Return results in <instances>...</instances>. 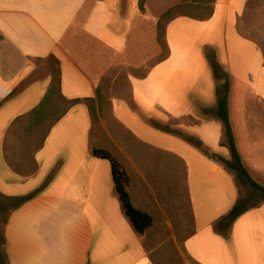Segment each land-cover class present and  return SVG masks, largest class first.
Returning <instances> with one entry per match:
<instances>
[{
    "label": "crops",
    "instance_id": "1",
    "mask_svg": "<svg viewBox=\"0 0 264 264\" xmlns=\"http://www.w3.org/2000/svg\"><path fill=\"white\" fill-rule=\"evenodd\" d=\"M95 148L127 171L144 232ZM231 169L263 191L264 2L0 0L7 264H264V201L231 220Z\"/></svg>",
    "mask_w": 264,
    "mask_h": 264
},
{
    "label": "trees",
    "instance_id": "2",
    "mask_svg": "<svg viewBox=\"0 0 264 264\" xmlns=\"http://www.w3.org/2000/svg\"><path fill=\"white\" fill-rule=\"evenodd\" d=\"M190 2L195 3L197 0H189ZM175 9L173 8L172 10L168 11L162 19L168 18L169 15L173 13ZM208 12H211L208 11ZM59 79L56 78V84H54V87L52 89V95H58L59 94ZM78 101V100H75ZM218 115L220 119L224 122L226 134L228 137V144L233 147L234 149V138L232 136V131H231V126H230V121H229V113H228V101L227 97H223L222 100L220 101L219 107H218ZM235 151V150H233ZM236 153V152H234ZM94 155L97 156L98 158L102 159H107L110 161L111 166H112V175H113V180L116 186V190L118 192L120 201L122 203V206L124 208V211L130 221L133 223L135 228L139 232H144L146 229H148L152 224H153V218L151 215L148 213L138 209L137 207L134 206V204L131 201L130 194L127 190V187L130 183V177L127 173V171L123 168V166L120 164V162L113 156V154L105 149H94ZM238 156V155H236ZM233 167L237 168H242L239 167V165H234ZM253 185L255 187H258V184L253 182ZM264 192V188H263ZM246 209L244 204L238 205L235 208L232 209L230 213V219L234 220L236 217H238L244 210ZM5 257V254H1L0 252V264H7L6 261L2 262V257Z\"/></svg>",
    "mask_w": 264,
    "mask_h": 264
},
{
    "label": "rangeland",
    "instance_id": "3",
    "mask_svg": "<svg viewBox=\"0 0 264 264\" xmlns=\"http://www.w3.org/2000/svg\"><path fill=\"white\" fill-rule=\"evenodd\" d=\"M264 2V0H253V5L256 3H261ZM192 3H189V10L188 12L194 8V4L191 5ZM186 11L187 9L185 7H183V9H175L173 11V13L171 15H176L178 13H180L181 11ZM169 15V16H171ZM165 20H162V23L160 24V31L161 34H163V25H164ZM45 62L50 63L52 69L54 70V76H56L57 74V65L55 64V61L53 58H48V60L46 59ZM227 80V79H225ZM92 105V104H91ZM97 103L94 102L92 107H93V112H94V117H95V124L94 127H99L101 126V122L99 120V116H98V108H97ZM101 109V114H103V110L106 111L108 113V111L106 109H108L106 106H102ZM231 124V123H230ZM231 126V125H230ZM226 132V131H225ZM229 146V144H228ZM230 149V146L228 147ZM117 156V154H115ZM118 158L120 156H117ZM120 159V158H119ZM237 169V168H236ZM232 170V169H231ZM234 175L236 176L238 185H239V189H240V200H242V202H244L245 207H250V206H254L257 205L259 203H261L262 201H264V192L261 191L260 189L254 187V186H250V178L246 175V173L244 174V172H239L237 170H232ZM242 171V170H241ZM5 219V216L2 217V219H0V252L1 254H5L4 253V245H3V241H2V234H1V224H3V221ZM6 261V256L2 257V262Z\"/></svg>",
    "mask_w": 264,
    "mask_h": 264
}]
</instances>
